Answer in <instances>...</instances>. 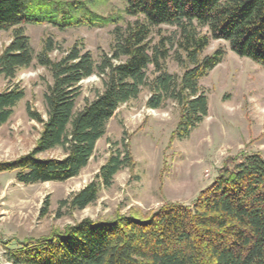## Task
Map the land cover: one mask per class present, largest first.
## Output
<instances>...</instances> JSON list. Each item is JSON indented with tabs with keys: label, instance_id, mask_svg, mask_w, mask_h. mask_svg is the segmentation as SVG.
Returning <instances> with one entry per match:
<instances>
[{
	"label": "trees",
	"instance_id": "16d2710c",
	"mask_svg": "<svg viewBox=\"0 0 264 264\" xmlns=\"http://www.w3.org/2000/svg\"><path fill=\"white\" fill-rule=\"evenodd\" d=\"M70 0H0V32L12 39L0 54V76L8 86L0 92V128L25 97L13 84L19 70L35 62L52 78L43 102L46 119L26 108L41 125L34 149L16 161L0 163V174L12 172L22 185L61 183L88 165L96 143L105 135L118 108L146 90V107L159 110L167 102L180 110L174 138L183 139L207 116L208 102L200 80L224 58L217 50L202 57L209 42L223 41L236 56L264 67V0H126L132 22L115 26L108 54L95 61L77 45L58 60L46 40L35 54L25 34L27 25L48 24L60 30L102 26L108 21ZM174 28V36L155 41L154 31ZM172 60L180 76L166 68ZM101 81L81 109L80 83ZM59 150L61 157L41 159ZM134 166L127 146L116 149L86 185L62 207L82 211L98 199L100 188ZM8 264H264V159L248 154L222 167L191 205L166 203L149 214L85 219L49 237L7 250Z\"/></svg>",
	"mask_w": 264,
	"mask_h": 264
},
{
	"label": "rangeland",
	"instance_id": "374dc122",
	"mask_svg": "<svg viewBox=\"0 0 264 264\" xmlns=\"http://www.w3.org/2000/svg\"><path fill=\"white\" fill-rule=\"evenodd\" d=\"M67 2L70 0H60ZM84 12L106 19L102 26L60 30L48 24L27 25L25 34L35 54L51 40L55 50L49 58L58 61L74 45L91 53L95 61L108 54L115 26L133 19L125 15L126 0H73ZM88 16V14L86 15ZM175 29L160 27L155 41L174 36ZM12 39V31L0 32V54ZM223 50L222 62L200 85L208 102L207 116L183 139L174 138L180 110L167 102L159 110L146 107L148 93L118 108L108 122L105 135L96 143L88 165L80 174L61 183L22 185L12 172L0 174V264L7 250L61 232L85 219L110 220L116 216H143L166 203L192 204L208 187L218 171L248 154L264 159V67L240 58L223 41L209 42L202 57ZM169 73L180 76V69L167 60ZM50 73L35 62L16 73L13 84L25 91L24 99L13 109L10 120L0 128V163H9L30 153L39 138L41 125L29 119L26 108L46 119L43 94L51 84ZM8 81L0 76V92ZM76 108L91 100L101 81L92 76L80 83ZM129 149L134 166L119 171L109 188H100L98 199L82 211L60 205L94 181L99 169L116 149ZM61 157L59 150L44 153L41 159Z\"/></svg>",
	"mask_w": 264,
	"mask_h": 264
}]
</instances>
